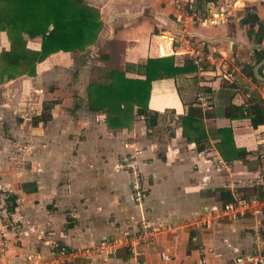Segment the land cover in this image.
I'll return each mask as SVG.
<instances>
[{
    "label": "crops",
    "instance_id": "crops-1",
    "mask_svg": "<svg viewBox=\"0 0 264 264\" xmlns=\"http://www.w3.org/2000/svg\"><path fill=\"white\" fill-rule=\"evenodd\" d=\"M82 1L102 22L94 42L82 52L51 54L35 63L33 76L0 84L3 89L25 78L11 89L36 93L29 98L38 100L39 111L46 101L52 105L43 121V114H32L34 125L23 128L27 140L20 150L0 143V190L14 198L11 217L19 226L15 237L5 233L0 264H54L57 247L84 249L100 240L113 241V253L77 264H228L252 251L255 227L263 234L264 254V213L201 223L208 206L264 189V125L253 129L248 119L229 118L230 106L264 100V84L241 71L264 57V0H215L190 17H179L171 0ZM22 38L27 50L39 49V38ZM104 46L102 64L115 60L121 67L107 73L127 79H142L138 66L148 58L172 57L182 67L192 64L189 51L200 48L208 59L201 72L150 83L147 110L156 115L154 125L133 107L119 126L103 111L88 110L91 57ZM258 73L264 77V69ZM45 90L48 99L42 98ZM26 99L18 105L28 115ZM15 105L8 101L0 118L11 120ZM17 118L24 123L20 113ZM221 129H230L242 160L221 159ZM123 155L133 156L141 175L140 205L131 200L127 172L114 169ZM141 221L154 230L148 243L137 239Z\"/></svg>",
    "mask_w": 264,
    "mask_h": 264
},
{
    "label": "trees",
    "instance_id": "trees-1",
    "mask_svg": "<svg viewBox=\"0 0 264 264\" xmlns=\"http://www.w3.org/2000/svg\"><path fill=\"white\" fill-rule=\"evenodd\" d=\"M213 2L215 0H194L193 10ZM187 12L192 13L190 10ZM101 28L98 11L82 0H0V31L5 32L9 39L8 50L0 53V65L4 66L0 82L20 75L33 76L34 64L51 54L84 51L94 42ZM22 35L29 39L39 38V49L27 50ZM20 66L25 68L21 72L18 70ZM138 68L142 79H127L122 72L111 71L106 84L89 82L86 95L88 110L103 111L111 125L121 126L135 107L137 116L147 119L148 125H154L156 115L147 110L150 83L156 79L194 73L196 69L190 63L175 67L172 57L148 58ZM251 68L243 67L241 71L257 83ZM229 118L248 119L253 129L264 125V100L252 97L247 105L230 106ZM40 120L45 119L40 117ZM31 124L34 125L33 120ZM219 133L221 140L217 149L221 159L226 163L242 160L244 151L234 148L230 129H221ZM256 192L262 194V191Z\"/></svg>",
    "mask_w": 264,
    "mask_h": 264
},
{
    "label": "built area",
    "instance_id": "built-area-1",
    "mask_svg": "<svg viewBox=\"0 0 264 264\" xmlns=\"http://www.w3.org/2000/svg\"><path fill=\"white\" fill-rule=\"evenodd\" d=\"M194 0H171V4L179 17H190L187 10L193 11L192 5ZM217 16V15H215ZM190 60L198 72H201L202 65L208 59L200 48L189 51ZM137 154L134 150L133 155ZM218 165H223L218 162ZM116 171H125L128 174L129 189L131 200L135 205H140L143 200L141 189V175L133 156L123 155L117 158L114 165ZM14 201L12 195L4 190H0V254L5 249V233L9 232L15 237L19 232V226L12 219L11 213ZM264 213V189L262 194H253L250 196L234 199L220 205V207L208 206L205 209L202 218V224L210 222H233L241 218L256 219ZM165 229H169L168 227ZM154 236L153 228L145 221L139 223V232L137 239L141 242H150ZM263 242V234L257 227L252 229V251L249 254L238 255L232 258L228 264H264V254L260 249ZM130 240L125 244L130 245ZM116 244L110 240H100L94 243L90 248L84 249H67L64 246L57 247L54 252V264H77L79 260L90 255L112 254ZM137 253H134L136 256ZM139 264V263H138Z\"/></svg>",
    "mask_w": 264,
    "mask_h": 264
},
{
    "label": "rangeland",
    "instance_id": "rangeland-1",
    "mask_svg": "<svg viewBox=\"0 0 264 264\" xmlns=\"http://www.w3.org/2000/svg\"><path fill=\"white\" fill-rule=\"evenodd\" d=\"M235 7H237V4H235ZM192 12H194V10ZM145 21H146V19H145ZM8 42H9V39H8L7 35L3 34L2 31H0V53L4 51L3 49H6L8 47L7 46ZM106 51H107L106 46H104L103 49L101 47L99 49H96V55L97 56L91 57V63H90L91 64L90 65V71H91L90 76L91 77H89V82H94V84L105 83L108 81V79H107L108 73L107 72L109 70H111V69H117V70L120 69L121 70V67H118V68L116 67V64H115L116 61L115 60H112V62H111L113 65L102 64L104 62L103 61L104 59L101 58V54L106 53ZM78 61L80 64L81 61L80 60H78ZM97 63H99L100 65H98ZM3 67H4L3 65H0V74L4 70ZM24 69H25L24 66H20L18 68L19 72L23 71ZM27 81L28 80L27 79L25 80V78H24L23 81L21 79V81H17L16 84H18V87H19V86L23 85L24 82H27ZM3 83L7 84V81L4 80V81L0 82V84H3ZM15 85H13V86H15ZM13 86H12V84H8V85H6L5 88L0 89V110L1 109L7 110L8 108L4 107V105L8 104V101H10V100L16 102V104L18 105L21 103V101L22 102L24 101V98L25 99L28 98L26 100H28V103L30 105V107H29L30 108V110H29L30 115L29 114L26 115L23 110H20V109H25V107H20V105H18V106L15 105V107H11V112H14L13 114H11V115H14L13 118H11V120H10L9 115H7V116H9L8 118H6L7 120H5V119L3 120L2 117H1L2 119L0 118V120L2 121V122H0V124H1L0 125V143H2V145L3 144L15 145V146H17L16 149L20 150L22 145H25L24 141L27 140L26 137H24V135H23L24 134L23 128L24 127L28 128L30 126L29 123H31V118L34 116L32 114L41 113V114H43L41 116V118L45 119L47 117L48 112L51 110L52 105H51L50 101H46L44 103V105H42L41 111H39L40 109L38 110V106L40 104H39L38 100L36 101L35 99H33V101H34L33 102L31 99L32 96L29 98V95L31 92L30 89L27 88L28 91L20 90V88L18 89V87L11 89ZM25 87H26V85H25ZM5 90H8V92H9L8 95H5V92H6ZM24 92H26V93H24ZM31 93H34V92H31ZM34 96H38V95L36 93H34ZM49 96L50 95L47 94V90H45L42 98L48 99ZM49 104L51 106H48ZM19 113H20L21 117H23V119H22V120H24L23 124H20L17 122V120H18L17 115L19 116ZM24 117L26 118V120ZM28 118H29V120H28ZM1 127H2V129H1ZM252 131H253L252 129L249 130L250 133ZM254 134H256V133H254ZM252 137H255V136L252 135ZM257 137H259V136H257ZM2 145H0V146H2ZM11 149L16 150L14 148H11ZM9 153H10V151H9Z\"/></svg>",
    "mask_w": 264,
    "mask_h": 264
},
{
    "label": "water",
    "instance_id": "water-1",
    "mask_svg": "<svg viewBox=\"0 0 264 264\" xmlns=\"http://www.w3.org/2000/svg\"><path fill=\"white\" fill-rule=\"evenodd\" d=\"M238 3V2H237ZM264 64V57L259 60L253 67H252V70H251V73H252V76L253 78L260 82V83H263L264 84V77L261 76L259 73H258V70L259 68Z\"/></svg>",
    "mask_w": 264,
    "mask_h": 264
},
{
    "label": "bare ground",
    "instance_id": "bare-ground-1",
    "mask_svg": "<svg viewBox=\"0 0 264 264\" xmlns=\"http://www.w3.org/2000/svg\"><path fill=\"white\" fill-rule=\"evenodd\" d=\"M214 19H213V22L215 23L217 21V16H213Z\"/></svg>",
    "mask_w": 264,
    "mask_h": 264
},
{
    "label": "flooded vegetation",
    "instance_id": "flooded-vegetation-1",
    "mask_svg": "<svg viewBox=\"0 0 264 264\" xmlns=\"http://www.w3.org/2000/svg\"><path fill=\"white\" fill-rule=\"evenodd\" d=\"M263 66H264V64H263V65H262V66L259 68V70H261V69H264V67H263ZM259 70H258V71H259Z\"/></svg>",
    "mask_w": 264,
    "mask_h": 264
}]
</instances>
